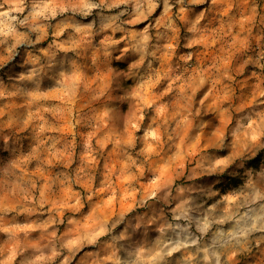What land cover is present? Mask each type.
<instances>
[{"label": "rangeland", "instance_id": "374dc122", "mask_svg": "<svg viewBox=\"0 0 264 264\" xmlns=\"http://www.w3.org/2000/svg\"><path fill=\"white\" fill-rule=\"evenodd\" d=\"M0 264H264V0H0Z\"/></svg>", "mask_w": 264, "mask_h": 264}]
</instances>
